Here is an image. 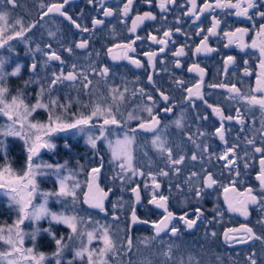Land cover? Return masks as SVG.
Returning a JSON list of instances; mask_svg holds the SVG:
<instances>
[{"label": "snow or ice", "instance_id": "6c2138e0", "mask_svg": "<svg viewBox=\"0 0 264 264\" xmlns=\"http://www.w3.org/2000/svg\"><path fill=\"white\" fill-rule=\"evenodd\" d=\"M5 0H0V3H4ZM89 3H92L93 0H88ZM145 3L151 5L153 0H144ZM7 4L15 6V0H6ZM64 3H68V0H64ZM101 7L103 8L104 16H112L113 10L110 8L103 7V0H100ZM191 7L188 9V12L185 15L191 14L195 17V20H199L200 16L206 12H211L214 9H234L235 14L237 16L246 17L249 20L253 19V15H250V10H253L255 16L259 17L261 20H264V0H214V3L210 2V0H204L203 6L197 7L196 0H189ZM176 4V0H158V8L160 12L163 14L168 11L169 5ZM133 0H126L123 8L121 9V14L124 17H127L129 12L132 9ZM41 7H45V5L41 4ZM64 4H51L47 6V12L44 15H48L49 13H59L62 16H65L72 24L75 25L77 29H80L83 32H88L89 29L87 27H81L79 23L75 20H72V17L67 16L65 12L62 11ZM9 13L6 11H0V48L5 47V45L9 44V41L24 37L25 33L30 31L31 28L35 27L34 24H30L27 27L24 26L22 19H16L13 24L9 23ZM157 17L153 15L152 12H145L143 15H137L133 21L132 26L129 28L130 33H135L137 27L142 24L145 20H155ZM166 19V17H162ZM104 21L100 19L93 18L92 25L95 28L97 25L103 24ZM221 21L216 18L215 15L212 16V25L207 29V35H203V39L200 41V44L195 48L194 55L198 53H211L216 51V49L211 48L208 44V40L211 36L217 35V29L220 26ZM17 26H19V30H16ZM9 29L12 30V34H7ZM176 32H180L181 29L177 28ZM249 29L247 28H237L235 31H225L224 36L228 39V43L231 44L235 40L240 44V47H247L242 43L244 35L248 33ZM204 32L203 29H200L197 32V35H201ZM49 36H55V33L49 32ZM163 36L165 38H169L172 36V30L168 29L163 32ZM257 36L264 37V24H260L259 30L257 31ZM141 39V37L136 36L135 39H131L128 43H121L115 44L112 47L108 48V54L112 57V59H129L131 63L135 64L136 67H141V62L139 60L132 59L128 53L135 52V43L137 40ZM148 39L153 41L154 43L160 45H167L168 39L157 38L156 36L152 35L151 33L148 36ZM88 46L87 40H81L79 43L76 44V48L79 49H86ZM228 45H225L227 47ZM47 48L51 49V45H46ZM251 47L259 48L260 53V61H259V73L257 74L256 78V86L252 88L250 95H243L239 88L235 86V84L229 86L223 83L220 84H209V88H227L229 93L233 94L232 98L239 97L241 100L246 101V103L250 106H259L260 109L264 110V40H261L259 44L254 39L252 42ZM114 49H118L119 51H115ZM39 46L37 47V51H39ZM67 52L72 53V48L68 47L65 49ZM165 51L164 47L159 49L160 53ZM45 56L47 60L45 61V65H47L48 61H59L62 65L65 63L61 60L59 54L56 51L45 52ZM144 55L148 58L147 62L150 67H155L154 60L158 56V52L150 51L145 52ZM186 55L184 48L181 47L177 51L173 53L174 57H181ZM234 62V57L227 56L224 59V72L227 73L229 65ZM247 64V61H245ZM175 65L177 68L181 67L179 59L175 61ZM37 64L34 62L31 65V71L33 73L36 72ZM70 71L66 74L64 73L63 69H61L60 73L57 74L56 72L52 73V78L50 83L47 86V89L44 87L43 84H40L39 80H29L24 82V87L27 88L31 83L35 82L40 84V91L37 94L38 99L35 105L31 108L24 103L22 98L23 93L19 92L17 95L12 96L9 100L6 96L8 93V88L4 86V80L6 75L17 76L20 74L21 66L17 65L15 69L11 73L4 72V61L0 59V113L8 118L11 122L7 126L0 128V147H3L4 141L2 138H6L8 136H15L20 137L24 140L25 146L27 149V161L26 167L23 171L22 175L13 171V169L8 166L5 167L2 171H0V189H5V195L10 198V201L15 204L19 209V219L16 221L15 224V239L13 238V229L11 227L8 228L7 236L4 234L5 230L0 228V241H3L6 245L9 246L8 251H0V262H5L6 264H19L20 259L22 258L24 261L29 262V264H42L45 259L43 253H40L39 257L33 255L34 249L33 248H23L24 244V237L27 235L23 233L20 229V225L24 223L25 219H31L33 221H39L44 216H50L51 221L56 223H62L66 225L71 231L69 234L68 239L71 240L74 235L76 236H87L88 244L90 245L93 239L97 238L96 232L97 229H93V231H86V232H78V225L84 223L83 218L79 217L78 215H67L64 213H55L50 212L47 207L46 203L49 196H55L58 200L60 198H71L73 205L77 203V194L76 189L80 188V184L76 183L72 187H69L64 179H60L59 174L61 169L64 165H51V164H44V165H37L34 164V157H37L40 154V150L42 148L52 149L55 147L54 144L50 142V137L53 133L57 132H67L69 129H77L78 131L83 132L85 130L84 126H87L91 123L93 118L95 117H103V123L99 126L100 127V135L93 137L91 135L88 136L87 142L95 149L97 140L105 137V130L106 126L115 125L120 126L121 120L117 118L116 113L119 112V102L124 101L125 96L124 92H119V95L116 93L119 91L118 89H110L112 104H109L107 107H102L100 104H97L92 112L89 115H84L83 113L80 114L78 118H74L73 122H67L62 119L60 116H53L51 111L49 115V123L48 124H36L31 123L28 121V117L31 115V112L35 111L37 108H45L49 109L51 106L53 109L55 107L63 108L64 111H67L66 105H61L58 103L56 99H50L48 104L42 102V97L45 91L51 93L54 86L63 81L75 82L80 80L83 88L88 89L89 85L92 83L91 80L88 79V76L83 71L77 70V65L72 64ZM92 71L94 72L95 69L93 68ZM188 71L196 72L199 74V80L195 85L192 87H188L185 89L187 92V99L191 100L193 97L198 98L204 102V104L212 109V112L219 117L221 123L220 126L215 128L214 135L218 136V138L227 143L225 139V130H224V121H232L234 118L232 116H224L222 110L219 107H214L212 104L208 103V101L204 98V95L201 91L204 82V72L205 70L199 66L197 63H193L189 68ZM245 74L250 75L247 68H245ZM102 76H107L108 69L103 68L100 73ZM148 80L151 83L153 78L152 75L148 76ZM178 85H183V80L176 81ZM124 91H127L125 89ZM143 93V89L139 90ZM135 94V93H133ZM259 94V95H257ZM162 99L167 102L169 97L165 95L163 92L160 93ZM148 99H152L151 95L148 96ZM113 105H116L115 111ZM23 109V111H21ZM147 111L148 116L150 117V122L141 121L138 125V128L143 131L153 132L157 129L160 121L156 115L153 114L152 107H146L144 109ZM165 112H171V107H165ZM237 116L236 120L237 123L243 125L244 120L241 118L240 109H236ZM75 117V114H73ZM140 119L139 117L135 116L133 113H128V121ZM182 117L181 119L176 120L174 123L177 128H183L182 124ZM202 119H207V116L202 117ZM17 125L19 127H17ZM262 126H264V122H262ZM25 127H27L28 131H25ZM243 131V128L241 129ZM136 132L137 128H130L127 132H125L123 139L117 138L115 143L113 144L112 141H109V148L112 151V157L115 161H120L119 169L120 172L117 176L113 177V179H120L121 181H125L126 179L130 182L132 177L136 175L144 176L145 173L137 168H134L132 165V145L135 143L136 140ZM206 133L199 132L200 136H204ZM188 139L196 145L197 148H200L199 144H196V141L193 139L191 135L188 136ZM247 145H251L253 148L254 153L260 154L259 159V172L256 175V180L260 184V191L261 195L258 197L253 193L252 188L246 189L244 192H237V189L234 185L230 188L224 186V192L229 193L231 192L233 195H225L224 199L228 205V211L230 212H238L245 218L248 216V205L249 204H260L264 207V147L256 146L255 138L246 139ZM152 144L157 150L166 156L167 165L172 170V172L178 175L181 171L180 165H182L185 161L184 155H179L178 157H174L173 150L170 147L166 146V142L161 139L159 135H156L152 140ZM261 144H264V133L261 136ZM238 145L234 144L229 148H226L223 154L218 156V159L226 161L227 166H234L235 160V150ZM208 147L205 145L203 147V152L207 153ZM249 153L246 151L245 156H248ZM193 161L198 159L197 154L194 152L191 156ZM102 166V165H101ZM47 168L53 170L54 174L57 175L59 180V191L52 192V193H42L45 203L41 204L38 208L34 207L31 212L28 211L29 207L31 206L32 196L37 190L36 185V177L38 175H42L40 171L41 168ZM245 169L249 167L247 161L244 164ZM100 172V168H93L89 173V178L87 181V191L84 192V199L83 203L87 204L90 208L98 209L100 212H106L104 200L108 196V192H105L102 188L99 187V184L96 182L98 179V174ZM128 173H131L129 176ZM237 176H239V171H237ZM147 175L151 178V199L148 201L149 204L155 205L159 209H163L164 215L163 218L157 223L152 222V227L157 236L161 232L168 230L171 232L173 236L178 235V229L173 225L169 227L170 222L174 219V214L169 211L168 209V199L169 197L164 195L163 193L159 192L158 190L161 188V184L158 182V176L168 177L170 175L169 171L165 169H160L158 173H153L149 171ZM198 173L191 172L190 176L187 178L186 183H190L193 177H198ZM217 181L213 178L212 173L207 172L203 184L204 187L210 188L215 185ZM148 184H145V188L148 189ZM177 189L180 188V185H176ZM111 191V189H109ZM201 189L196 188L195 194L197 197L201 196ZM131 192L134 194L135 201L137 203L141 200L140 189L139 185L137 184L135 187L131 188ZM117 207L116 204L113 205L115 209ZM202 213L200 209H196V220L194 219H187V213L180 216L179 219L184 221L187 228L191 229L196 224L197 220L200 219ZM119 217L115 214L113 215V220H118ZM131 222L133 224L139 222L143 224H148L149 221L143 220L138 221V217L135 212V207L133 206L132 214H131ZM98 223V222H96ZM40 229L37 228L33 231L31 235V239L33 241L36 240L37 235ZM44 231L48 232L49 235L55 240L56 243V252L53 254L56 257L55 264H62V255L65 248L68 247L66 243H64V238L60 237L59 239L56 238L55 234L51 231V229H44ZM99 231L101 235L98 237L102 243L103 247L98 250L90 249L88 245L83 244L81 242V246L77 248L74 252L73 260H68L67 264H74L75 259L84 260L87 258V264H107V260L105 257L108 253L112 252L115 249V244L113 242L112 236L109 232L108 226H101ZM232 233L238 235H230ZM212 236H215L216 233H211ZM247 237V239H244ZM224 238L226 241L228 240H235L238 243H247L248 240H262L264 241V237L257 236L252 228L248 227L247 225H241L240 228H228L224 232ZM155 239V237H153ZM127 246L128 251L132 249V239L129 236L127 238ZM163 255L167 259L172 258V246L170 245L168 251L164 252ZM11 257V259H10ZM249 264H257V260L255 259V253L247 257ZM179 264H185L183 258L180 260ZM188 264H193V258H188ZM196 264H199L197 261Z\"/></svg>", "mask_w": 264, "mask_h": 264}, {"label": "flooded vegetation", "instance_id": "af4514ba", "mask_svg": "<svg viewBox=\"0 0 264 264\" xmlns=\"http://www.w3.org/2000/svg\"><path fill=\"white\" fill-rule=\"evenodd\" d=\"M210 2L214 3V0H210ZM233 2H236V0H233ZM54 3L64 4L62 11L65 12L67 16L72 17V20L79 23L81 27H87L89 31L83 32L80 29H77L71 21L59 13L45 16L44 13L47 12V6ZM125 3L126 0H103V7L113 10V15L107 17L104 16L100 0H93L92 3H89L88 0H68V3H64V0H15V6L10 4L7 6L13 14H16L17 10H20V8H25L26 12L24 13V16H21L24 17V26L27 27L30 24L35 25V27L26 32L25 35H30V32H35L34 34L38 36L42 35L44 31L42 28L43 23L50 19H57L59 21V25H57L59 34H61L68 42V37H73L74 41L72 40V42L74 43L71 47H74L78 54L86 52L87 57H89L88 54L92 52L91 50L96 51L95 46H97L98 50L96 51V56L100 58L101 54V59H103L102 62H99V66H107L111 71L120 70L121 80L124 82V89H126V85L131 82L130 78L136 82L137 97L139 99L136 101L137 108L144 110L145 108L143 109V106L152 107L153 114L156 115L160 121L157 129L153 132L140 130L138 128L140 122L136 123L133 126V128H137L136 133L139 137H145L146 140L155 136L160 129H165L164 137L168 141L166 145L172 148L174 157H178L179 155H184L186 157L184 163L179 166L181 171L178 175L174 174L167 165V170L169 169L171 171L170 175L167 177L168 179L174 180L188 178L191 169H193L192 172L199 174L198 177H193L194 179L197 178L203 180L207 172L212 173L213 176L219 177L222 176L221 173H228L234 181L231 184H227V187L231 188L234 185L237 192H244L246 189L252 188L253 193L259 197L261 195L260 184L255 177L259 172L260 154L254 153L252 146L247 145L246 139L255 138L256 146L264 147V144H261V136L262 133H264V126H262V122H264V110L260 109L258 105H248L246 101L241 100L239 97L232 98L233 94L229 93L227 88H209L208 85L223 83L231 86L235 84L243 95L251 94L250 90L256 86L257 74L260 71L259 48H253L251 45L254 39L258 44L261 40H264V37L257 36L259 26L260 24H264V20L255 16L253 10H250V15H253V19L249 20L246 17L237 16L235 14L236 10L234 9H214L210 13L206 12L202 14L199 20H195V17L191 14L185 15L191 7L189 0H176V4L169 5L168 11L163 14L157 6L158 0H153L151 5L145 3L144 0H133L131 11L127 17H124L121 14V9ZM196 3L197 7L203 6L204 0H196ZM41 4L45 5V7L42 8ZM149 11L157 18L155 20H145L137 27L135 33H130L129 28L132 26L133 19L137 15H143V13ZM213 15L221 21L220 26L217 29V35L211 36L208 40L209 46L216 49V51L211 53L201 52L194 55L195 48L200 44L203 35H207V29L212 25ZM162 17H166V19ZM93 18L103 20L104 23L93 28ZM177 28L181 29V31L176 32L175 30ZM237 28L249 29L248 33L244 35L242 40V43L247 45V47H240V44L235 40L233 43L229 44L228 39L224 36L225 31H235ZM168 29L172 30V36L165 38L163 32ZM200 29H203L204 32L201 35H197V32ZM150 33L157 38L168 39V44L160 45L154 43L148 39ZM136 36L141 37V39L137 40L134 45L135 52H129L128 55L132 59L139 60L142 65L141 67H136L129 59L114 60L108 54V48L115 44L128 43L131 39H135ZM101 37H103V39H101ZM81 40L88 41L86 49L76 48V44ZM98 44L102 45L100 47H103V51L99 49ZM225 45L228 46L225 47ZM39 46L43 48L44 52L51 50L45 45ZM161 47L165 48L163 53L159 52ZM181 47L184 48L186 55L174 57L173 53ZM115 51L119 50L114 49V52ZM150 51L158 52V56L154 60V68L149 66L147 62L148 58L144 55L145 52ZM227 56L234 57V62L229 65L228 71L225 73L224 59ZM60 57L61 60H63L61 55ZM177 59L180 61V68H177L175 65ZM245 61H247V64H245ZM50 62L56 66H64V70H68L66 64L62 65L59 61ZM193 63L199 64V66L205 70L203 87L201 89L204 98L214 107H219L224 116L230 115L234 118L232 121L225 120L223 122L227 143L221 141L218 136L214 135L215 128L220 126L221 121L219 117L212 112V109L208 108L204 102L198 98L193 97L191 100L186 98L187 92L185 89L192 87L199 80L198 73H190L188 71V68ZM245 68L248 69L250 75L245 74ZM85 71L89 70L85 69ZM86 74L88 79L92 78L91 72H86ZM149 75H152L153 78L151 83L148 80ZM178 80H183L184 84L178 85L176 83ZM73 83L75 82H72V84ZM140 89L144 90L143 93L139 91ZM161 92L169 97L167 102L162 99L160 95ZM149 95L152 97L151 100L148 99ZM165 107H171L172 111L165 112ZM237 108L240 109L241 118L244 120L243 125L237 123V120L235 119L237 116ZM179 115L183 118V128H177L174 123L178 120L177 117ZM204 116H207L206 120L202 119ZM143 121L150 122V117ZM114 127L122 129L124 128V125L121 124L119 127L114 125ZM242 128L243 131L241 130ZM199 132H204L206 134L200 136ZM189 135L193 137L196 144L200 145V148H197L196 145L188 139ZM234 144L238 145L235 150L234 166L226 167V161L218 159L217 157L223 154L226 148H229ZM205 145L208 147L207 153L203 152V147ZM143 151L145 152V150ZM143 151L141 152V155L143 154ZM246 151L249 153L248 156H245ZM194 152L198 156L196 161L191 159ZM145 154L146 156L148 155V157L150 156V153L145 152ZM150 159L154 161L153 163L167 164L166 156L164 154L151 155ZM139 160L141 161L142 159L139 157ZM246 161L249 164L247 169L244 167ZM187 165L193 166L189 167L186 172L184 166ZM237 171H239V176L236 174ZM100 173L101 169L98 175H100ZM180 174H185L186 176L179 177ZM182 179L180 185L186 180ZM240 181H243L242 186L238 184ZM224 184L225 183H220V185ZM215 185L207 188L208 192L210 191L209 189L216 188L217 186ZM217 191L219 192L217 196H208L209 198L203 199L202 201H197L194 197V193L189 194L186 200L181 199V196L177 195L173 200L176 203L172 204L173 191H171L169 187H166L165 195L169 197L167 202L168 209L172 212L175 206H179L180 210L185 211L189 209L192 204H194L195 207H200V204L204 200H207L208 203L211 198H217V202H220L223 206V209L219 208L222 213L221 215L225 214L227 221L230 220L231 224H233L232 226L229 225V228H239L242 224L247 225L252 228L257 236L264 237V207L260 204L248 205L249 217L244 219L240 215L230 214L228 211L223 200L225 193L224 187L222 189L218 188ZM160 192L164 193L163 188H160ZM140 195L141 200L139 203L136 202L137 206H143L142 192H140ZM184 202L188 203V208L185 210L181 208V203ZM210 204H212V201ZM154 208L159 212V215L156 221L153 222H158L163 218L164 212L163 209H159L156 206H154ZM89 209L92 208L89 207ZM189 215L191 216V213H187V216ZM189 217L186 218L196 220V216L192 218ZM214 218V223H220L223 219V217L219 215L214 216ZM175 219L176 217L174 215L170 227L173 226ZM139 220L142 221L140 218ZM180 222L183 223L182 225L186 226L184 221L180 220ZM198 222L199 219L193 228H188V230L193 231ZM138 224L141 223L138 222ZM148 226L153 230L152 222L149 223ZM257 226L262 228L261 233L257 230ZM226 229L228 228H225V230ZM225 230L222 232V239L226 242V245L229 248H243L244 250H250L255 248V245H259L258 247H263L262 250H264V241L262 240L253 239L252 241L248 240L247 243H238L235 240L226 241L224 238ZM169 232L170 231H167L162 236L167 235ZM230 235L238 234L232 233ZM244 239H247V237H244Z\"/></svg>", "mask_w": 264, "mask_h": 264}, {"label": "rangeland", "instance_id": "374dc122", "mask_svg": "<svg viewBox=\"0 0 264 264\" xmlns=\"http://www.w3.org/2000/svg\"><path fill=\"white\" fill-rule=\"evenodd\" d=\"M8 4L6 3V0L4 3H0V11H6L9 13V23L13 24L16 19H22L24 17H21L18 14H13L10 9H8ZM24 24V21H23ZM57 25H59V21L57 19H50L49 21L43 23L42 28L44 29L43 34L39 35L40 38L43 39L46 45H51V50L50 51H56L57 54L61 55L63 57V60L65 61L64 64L67 65L68 70H64V66H54L51 64L50 61H48L47 65H45V61L47 60V57L45 56V52L43 51V48H41L39 45L33 46L32 50L29 47V37L27 35H24V37L17 38L14 40L9 41L8 45H5V47L0 48V59H3L4 61V72L5 73H11L17 65L21 66V71L20 74L17 76H11V75H6L5 80H4V86L7 87V84L5 82L8 80L9 77H21L23 74L27 75V78L25 81H35L39 80L40 84H43L44 87L47 89L48 84L51 81L52 78V73L56 72L57 74L60 73L61 69H63L64 73L66 74L68 71L72 70L71 65L76 64L77 65V70L78 71H83V72H91V84L89 85V88L86 90L83 88V85L80 80L75 81V83L72 84V82L69 81H63L62 83L57 84L56 86L53 87L52 93L56 95L63 96L65 99L68 98L67 96L69 95H74L77 94L79 98V101L77 103V107L75 111L70 112L68 110V107L70 106L69 100L66 102L67 111L65 112L63 108L60 107H55L54 109L50 106L49 109L45 108H37L35 111L31 112V115L28 117V121L31 123H36V124H48L49 123V115L50 111L52 115L55 116H60L62 119H64L67 122H73L74 118H78L81 113L84 115H89L94 107L97 104H100L102 107H107L109 104H112V99H111V94H110V89H118L119 91L116 93V95H119V92H124L125 99L122 102H119V112L116 113L117 118L121 120V124L124 125V128L122 129H117L112 126H106L105 130V137L106 138H101L97 140L96 143V148L94 149L88 142V136L91 135L93 137L99 136L100 135V125L103 123V117H95L91 121V123L85 127V130L83 132L78 131L77 129H69L67 132H57L53 133L50 137V142L56 146V143H62V141H66L67 138H70L73 141L80 142L81 145L86 144L88 148H92L94 153H100V159L106 160V165H105V172L103 174L98 175L97 183L99 184V187L102 188L105 192H108L107 198L104 200V205L106 212H100L98 209H89L87 204L83 203L84 199V192L87 191V181L89 178V173L90 171L88 170L86 174L84 172L78 173V172H73L70 174L63 173L62 169L60 171L59 177L60 179H64L65 183L69 186L72 187L74 184L79 183L80 188L76 189V194H77V203L73 205L72 199L69 198H60L59 200L55 196H49L46 207L50 212H55V213H64L67 215H78L79 217L83 218L84 223L78 225V232H86V231H93V229H97L96 236L97 238L93 239L92 243L89 245L87 236H76L74 235L71 240L68 239L69 234H70V229L62 224V223H56L54 221H51L50 216H44L41 218L39 221H33L31 219H25L24 223L20 225V229L23 233H26L24 237V244L23 248H33L34 252L33 255L39 257L40 253H43L45 256L44 261L42 264H55L56 257L53 255L56 252L57 246L53 248V251L51 253H45L36 248V242L42 234H48V232L44 231V229H49L52 224L56 225H61L68 230V236L66 239H64V243H66L69 248H65L63 255H62V264H67L68 260H73L74 257V252L77 248L81 246V242L83 244L88 245L90 249L98 250L101 247H103L102 241L98 238L101 235V232L99 231L101 226H108L109 227V232L112 236L113 242L115 244V249L108 253L105 259L107 260V264H122V255L125 251L126 248L128 249V246H121L119 242H121L120 236L124 233L125 226L123 225L124 222L122 219L116 220L117 222H112L109 221L110 218H113V215L117 212H122L123 209H127L125 205H123V198L124 194L129 192L131 195V198L133 202L135 201L134 194L131 192V188L135 187L137 184L139 185V189L143 192L146 200V205H143V209L147 210L148 208H154L155 205L149 204V200L151 199V178L147 175L149 171L153 173H158L160 169H165L166 171L171 172L169 169L167 170V164L163 163H153L154 161L150 159V156L152 155H160L161 153L157 150L156 147L153 146L152 140L156 135H159L161 139H163L166 144L167 140L164 137V130L165 129H160L155 136L148 138L145 140V137H139V135L136 133V140L135 143L132 145V165L134 168H137L145 173L144 176L136 175L135 177H132L131 181L129 182L127 179L125 181H121L120 179H113V177L117 176V174L120 172L119 169V163L120 161H115L113 160L112 157V151L109 148V141H112L113 144L115 143L117 138L123 139L125 132H127L129 129L128 128H133V126L136 123H139L143 121L144 119L148 118V113L145 110L138 109L137 108V91H136V82L130 78L131 82L126 85L127 91H123L124 89V82L121 80V73L120 70H115L111 71L110 68L107 66H99V62H102L103 59H101V54L100 58L96 56V51L98 50L97 46L96 51L91 50L92 52L87 57V53H77L72 44V40L74 41L73 37H68L69 42L61 35L59 34ZM16 30H19V26H17ZM49 32L55 33V36H49ZM7 34H12V30L9 29V32ZM33 37V36H32ZM81 39V37H80ZM103 39V37H101ZM39 46V51H37V47ZM101 44H98V47L101 51H103V47ZM23 47V48H21ZM71 47L72 48V53L67 52L65 49ZM22 49L21 52L19 49ZM46 48V47H45ZM61 54H60V51ZM48 51V52H50ZM95 52V53H94ZM101 53V52H100ZM103 54V53H102ZM31 56L33 61L37 64V69L36 72L33 73L31 71V65L25 62L23 59H26V57ZM17 57L21 58L20 60L17 59ZM79 57V58H78ZM40 61V62H38ZM33 62V63H34ZM92 63V64H91ZM92 65V66H90ZM95 69L93 72L92 69ZM103 68L108 69V74L107 76H102L101 70ZM85 69H88L89 71H85ZM37 72L40 73V76L37 75ZM109 77V78H108ZM123 77V76H122ZM120 78V79H119ZM115 81V82H113ZM40 84H37L35 82L31 83L30 85L35 88L34 94L28 95L27 99H23L24 103L28 105L30 108L36 104L38 96L37 94L40 91ZM8 88V87H7ZM125 90V89H124ZM135 93V94H133ZM14 92L8 91L6 94L7 98L10 100L12 96H15ZM91 97L89 98V96ZM73 98V96H71ZM23 98V97H22ZM42 102L45 104L49 103L50 99H56V97L50 96V93L48 91H45L43 97L41 98ZM116 105H113L114 111H115ZM147 106H143V109L146 108ZM23 111V109H21ZM133 113L135 116L139 117L140 119H134L131 121H128V113ZM75 114V117L73 116ZM177 119H181V116L179 115ZM0 120H1V126L5 127L9 123H11L6 116H4L2 113H0ZM183 124V123H182ZM168 125V124H167ZM166 125V127H167ZM17 127H19L17 125ZM127 129H126V128ZM25 131H28L27 127H25ZM7 138H12L16 139L19 141L23 147L25 148V154H24V163L22 164V168L20 171H17L13 169L16 173H19L22 175L23 171L25 170L26 167V161H27V149L25 146V142L23 139L20 137H15V136H8L6 138H2L3 141H5ZM144 139V140H143ZM167 146V145H166ZM168 147V146H167ZM55 148V147H54ZM52 148L51 150L48 149V154H52ZM150 153V156H146L145 152ZM143 151V154L141 155V152ZM142 159V163L139 160V157ZM141 155V156H140ZM50 157L49 159H51ZM37 159V158H36ZM34 164L37 165H44L48 164L47 158H41L36 161H34ZM193 165H187L184 166V170H188L189 167H192ZM195 167V166H194ZM5 167L0 168V171H2ZM40 171L44 174L38 175L36 177V185H37V190L32 196V201H31V206L29 207L28 211L31 212L34 207L38 208L41 204L45 203L44 197L42 193H52V192H57L59 191V180L57 178V175L54 174L53 170L47 169V168H41ZM193 169H191V172ZM130 176L131 173H128ZM222 176H213L214 179L217 181L216 188L209 189L210 191L208 192L207 188L204 187L203 184V179H194L192 178L190 183H186L187 178H179V179H174L170 180L167 177L164 176H158V182L161 184V188L164 187H169L171 191H173V196H172V204L176 203L173 201L175 199V196L180 195L181 199L186 200L188 198L189 194L194 193L195 199L197 201H202L205 198L209 197H215L219 194L217 189L223 188L227 184H231L234 180L231 178V176L228 173H221ZM186 176L185 174H180L179 177ZM184 180L181 185L180 181ZM45 182V183H44ZM49 182V184H47ZM148 184V189L145 188V184ZM220 183H225L224 185H220ZM179 184L180 188L177 189L176 185ZM240 186H242L243 181H240L238 183ZM128 186L130 190H128ZM52 187V188H51ZM115 188L117 189V192L115 194V197H113V192L115 191ZM196 188H200L201 191V196L197 197L195 194ZM111 189V191H109ZM5 189H0V202L6 203V205L9 208V214H11L10 217V223H2L4 225H0V228H3L5 230L4 234L7 236L8 228L11 227L13 229V238L15 239V224L16 221L19 219V209L18 207L13 204L10 201V198L5 195ZM160 192V189L158 190ZM167 196V195H166ZM209 196V197H208ZM193 197V199H194ZM136 202V201H135ZM57 203L58 206L61 204H65L61 209H58V211H53L51 209V204ZM71 205L74 208L80 209L82 212L81 214L76 211L75 209H72V211H75L76 213L70 212L66 213V205ZM116 204L117 207L114 209L113 205ZM147 206V207H146ZM131 207V205H130ZM181 208L182 209H187L188 208V203L184 202L181 203ZM86 210H89L90 213H87ZM112 214V216H111ZM108 219H105L104 217L108 216ZM116 215V214H115ZM111 216V217H110ZM117 216V215H116ZM103 218V219H102ZM131 221V217H130ZM98 222V223H96ZM131 224V223H130ZM257 224V223H255ZM174 225V224H173ZM258 225V224H257ZM37 228L40 229L37 238L35 241L31 239V233L35 231ZM178 232H179V228ZM257 230L261 233L262 228L257 226ZM167 236L175 237L169 232ZM177 236V235H176ZM51 237V236H50ZM263 248V247H261ZM255 248H252V252L254 251ZM9 246L6 245L3 241H0V251H8ZM70 254L69 258L66 257V254ZM11 259V257H10ZM0 264H6L5 262H0ZM19 264H29V262L24 261L22 258L19 261ZM74 264H87V258L85 257L84 260L80 259H75ZM98 264H99V259H98Z\"/></svg>", "mask_w": 264, "mask_h": 264}, {"label": "trees", "instance_id": "16d2710c", "mask_svg": "<svg viewBox=\"0 0 264 264\" xmlns=\"http://www.w3.org/2000/svg\"><path fill=\"white\" fill-rule=\"evenodd\" d=\"M26 12L25 8H20L17 10L18 15L24 16ZM35 31V30H33ZM37 32V31H36ZM35 32H30L29 37V47L32 50L35 45H44L45 42L38 35L34 34ZM33 36V37H32ZM23 48V47H21ZM19 49L21 52L22 49ZM17 59H21L17 57ZM28 64H32L34 61L32 57L29 55L26 59H23ZM40 62V61H38ZM56 66L55 64H52ZM37 75L40 76V73L37 72ZM27 78V75L23 74L21 77H9L5 82L7 84L8 90L18 94L19 92L23 93V99H27L28 95L34 94L35 88L29 85L27 88L24 87V82ZM55 89V88H54ZM53 89V90H54ZM55 92V90H54ZM50 96L56 97V100L61 105H66V102L70 103L68 110L70 112L75 111L77 107V103L79 101L80 96L77 94L69 95L68 98H64L60 95H54L51 91ZM73 96V98L71 97ZM91 95L89 96V98ZM81 98V97H80ZM82 99V98H81ZM1 126V120H0ZM25 148L23 145L17 141L16 139L7 138L4 141L3 147H0V168L3 167H12L13 169L20 171L22 168V164L24 161ZM48 151L34 159V161L47 158L48 164L51 165H64L62 168L63 173H73L78 172L84 174L87 171H91L93 168L99 167L101 169V173L105 172L106 160L102 158L100 159V153L93 151L92 148H88L86 144L81 145L80 142L72 141L71 139H67L66 141H62V143L57 142L55 148L52 150V154L47 155ZM52 157L51 159H49ZM102 165V166H101ZM45 183V182H44ZM49 184V182H47ZM52 188V187H51ZM128 190H130L128 186ZM164 195L166 194V187L163 188ZM117 189L113 192V197ZM140 192H142L140 190ZM143 201L142 204L146 205V198L142 192ZM206 199V198H205ZM217 198H211V200L207 203V200H204L200 207H195L194 204L190 206L189 209L182 211L179 206H175L172 210L176 219L174 221V226L179 228L178 235L175 237L165 236H157L154 234L151 229L149 223L156 221L158 218L159 212L153 208H148L147 210L143 209L141 205L136 204V202L132 200L129 192L124 194L123 205L127 209H123L122 212L115 213L120 219L124 222V233L120 236L121 242H119L120 247L127 245V238L130 236L132 239V249L128 251L126 248L125 253L122 255V264H179L180 260L183 258L185 264H188V258H193V264H196L198 261L199 264H249L247 257L255 253V259L257 260V264H264V250L259 245H255V249L252 252V249L244 250L240 249H232L226 245V242L222 239V232L225 228H229L231 221H227L225 218V214L221 215L219 208L223 209V206L220 202H217ZM212 201V204H210ZM65 204H61L58 206L57 203L51 204V209L53 211H58ZM131 205V207H130ZM133 206L135 207L136 215L143 221H149L147 224H133L130 221V217L132 214ZM75 209L80 214L82 213L80 209L74 208L71 205H66V213H76L72 211ZM196 209H200L202 216L199 219V222L194 228L193 231L188 230V228L183 223L180 222L179 217L184 215L186 212L191 213V216H187L192 218L196 216ZM9 208L4 202H0V225H4L2 223L9 224L11 214H9ZM87 213H90L89 210H86ZM219 215L222 216V222L214 223V216ZM112 216V214H111ZM110 216V217H111ZM105 219L109 218V215L104 217ZM103 219V218H102ZM109 221L117 222L110 218ZM131 223V224H130ZM235 226V225H234ZM51 231L55 234L56 238L59 239L63 237L64 239L68 236L67 228L52 224L50 226ZM215 232L216 235L212 236L211 233ZM155 237V239H153ZM172 246V258L167 259L163 253L168 251L169 246ZM56 243L52 237L48 236V234H42L39 236L36 242V248L45 253H51L53 248H55ZM69 248V246H68ZM69 253L66 254V257L69 258Z\"/></svg>", "mask_w": 264, "mask_h": 264}, {"label": "water", "instance_id": "95a60500", "mask_svg": "<svg viewBox=\"0 0 264 264\" xmlns=\"http://www.w3.org/2000/svg\"><path fill=\"white\" fill-rule=\"evenodd\" d=\"M51 14H55V13H49L48 15H51ZM48 15H45V16H48ZM147 132V131H146ZM48 151V148H42L41 150H40V154L37 156V157H34V159H36V158H38V157H40L41 155H43L44 153H46ZM225 195H233L231 192H229V193H224V196H223V200H224V202H225V199H224V197H225ZM225 205H226V207H227V209H228V205H227V203L225 202ZM249 205H251V204H249ZM93 209V208H92ZM230 212V211H229ZM230 214H238V215H240L242 218H244V219H247L248 217H249V213H248V216H247V218H245L244 216H242L240 213H238V212H230ZM161 220V219H160ZM159 220V221H160ZM138 221H140L139 220V218H138ZM158 221V222H159ZM157 222V223H158ZM138 223V222H137ZM171 223V222H170ZM169 227H170V225H169ZM240 228V227H239ZM154 230V229H153ZM168 230H165L164 232H161L160 234H159V236H162V235H164L166 232H167ZM154 233H155V231H154ZM156 234V233H155ZM249 241H252V240H249Z\"/></svg>", "mask_w": 264, "mask_h": 264}]
</instances>
